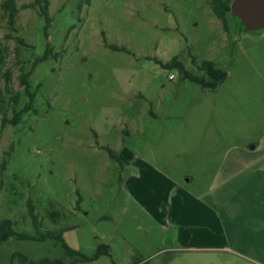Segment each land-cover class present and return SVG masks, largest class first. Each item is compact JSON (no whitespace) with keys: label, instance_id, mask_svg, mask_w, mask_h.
Wrapping results in <instances>:
<instances>
[{"label":"rangeland","instance_id":"1","mask_svg":"<svg viewBox=\"0 0 264 264\" xmlns=\"http://www.w3.org/2000/svg\"><path fill=\"white\" fill-rule=\"evenodd\" d=\"M15 1L16 30L0 16L15 109L28 101L20 67L51 52L28 77L33 110L0 120V218L60 230L87 257L108 251L72 264H264L261 174L229 161L264 149V85L245 53L259 34L230 18L225 30L210 0H48V23L34 0ZM174 58L226 77L203 88L165 66ZM44 258L71 260L51 238L0 241V264Z\"/></svg>","mask_w":264,"mask_h":264},{"label":"trees","instance_id":"2","mask_svg":"<svg viewBox=\"0 0 264 264\" xmlns=\"http://www.w3.org/2000/svg\"><path fill=\"white\" fill-rule=\"evenodd\" d=\"M232 0H210V4L212 10L216 17L221 21L225 30H228V21H229V10H230V2ZM31 7L38 6L40 13L44 16L46 23L49 22V17L47 14L48 0H34L29 4ZM19 7L16 4L15 0H0V16L3 18L9 29L15 31L16 28L14 26L16 17L18 15ZM18 40V44L24 45L25 42L22 38L16 37ZM51 52V48L48 47L46 43L45 52L41 57H36L32 60L31 69L24 70L23 67H20V73L18 75L19 84L24 87L26 95L28 97V101L21 106L19 109H15L14 106L19 102V93L18 91H13L11 85V71L9 68L5 67L2 72V81L0 82V120L1 126H4L6 123L17 125L21 120V115L25 112L33 110L32 102L34 99V92H29L28 90V77L32 70V68L40 61L46 59L47 55ZM54 56V54L52 55ZM5 64V47L0 44V67ZM165 66L177 67L181 71L182 77L187 78L206 89H214L219 84H221L225 77L226 72L215 67L214 63L209 60L203 61L198 69L203 73L202 75H195L187 71L183 65L177 60L172 59V61ZM10 103L13 104L12 108V117L8 119L6 117V112L8 110V106ZM28 204V214L33 223H36L37 216L34 212V207L30 200L27 202ZM49 217L56 222V218H58L57 212H50ZM10 237H15L18 239H34V240H43L46 238H51L60 243L64 252L67 256L71 257L70 264L77 261L91 260L95 257H98L100 254L108 253L106 247L97 248L95 255L93 257H87L85 255L80 254L77 250L69 247L62 236V231L60 230H47L40 234H27L24 232H17L13 229V222L8 218H0V241H4ZM46 263H54V264H64L63 258H55L49 259L44 258L38 264H46ZM34 264V263H30ZM133 264H150L148 260H142L139 262H134Z\"/></svg>","mask_w":264,"mask_h":264},{"label":"crops","instance_id":"3","mask_svg":"<svg viewBox=\"0 0 264 264\" xmlns=\"http://www.w3.org/2000/svg\"><path fill=\"white\" fill-rule=\"evenodd\" d=\"M245 53L247 61L252 66L254 72H256L261 84L264 85V31L256 40H252L251 44L246 48ZM262 138H264V135ZM258 143L253 142L248 148L239 149L236 147V151L231 153L229 161L232 166L236 163H242L244 166H255L261 174V184L264 185V149L260 150V158H257V154L251 155L252 152H255L254 149L259 145Z\"/></svg>","mask_w":264,"mask_h":264},{"label":"water","instance_id":"4","mask_svg":"<svg viewBox=\"0 0 264 264\" xmlns=\"http://www.w3.org/2000/svg\"><path fill=\"white\" fill-rule=\"evenodd\" d=\"M229 6L233 31L259 35L264 31V0H232Z\"/></svg>","mask_w":264,"mask_h":264},{"label":"built area","instance_id":"5","mask_svg":"<svg viewBox=\"0 0 264 264\" xmlns=\"http://www.w3.org/2000/svg\"><path fill=\"white\" fill-rule=\"evenodd\" d=\"M170 78H171V76H170Z\"/></svg>","mask_w":264,"mask_h":264}]
</instances>
